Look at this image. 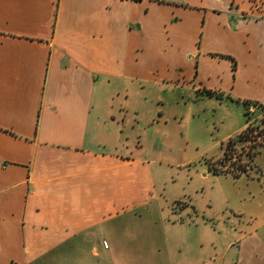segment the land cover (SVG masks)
I'll use <instances>...</instances> for the list:
<instances>
[{"label": "crops", "instance_id": "crops-1", "mask_svg": "<svg viewBox=\"0 0 264 264\" xmlns=\"http://www.w3.org/2000/svg\"><path fill=\"white\" fill-rule=\"evenodd\" d=\"M137 84L256 111L264 0H0V264H227L198 187L161 201L114 140Z\"/></svg>", "mask_w": 264, "mask_h": 264}, {"label": "rangeland", "instance_id": "rangeland-1", "mask_svg": "<svg viewBox=\"0 0 264 264\" xmlns=\"http://www.w3.org/2000/svg\"><path fill=\"white\" fill-rule=\"evenodd\" d=\"M126 94L111 96L119 123L114 140L150 160L156 198L171 199L178 208L177 197L198 187L197 216L210 227H202L203 240L214 237L227 264H264L262 109L246 113L242 105L173 86L137 84ZM240 123L250 128L241 141L235 136L233 145H226L225 135ZM208 165L233 170L215 175ZM239 170L245 171L234 175Z\"/></svg>", "mask_w": 264, "mask_h": 264}, {"label": "trees", "instance_id": "trees-1", "mask_svg": "<svg viewBox=\"0 0 264 264\" xmlns=\"http://www.w3.org/2000/svg\"><path fill=\"white\" fill-rule=\"evenodd\" d=\"M207 93L210 94L209 92H207ZM243 104H244L245 111H246V113H247V104H248V102H244ZM259 108L262 109L261 113L263 112V113H262V114H263V115H262V118L259 120V122H260L261 125H263V127H264V105H260ZM248 124H249V123H248ZM248 124L246 125V127L244 128V130H243L242 132H240V133L237 135V139H238L239 141L242 140L241 138H239L240 135H241V134L244 135L245 131H247V129L250 128V125H248ZM263 138H264V134H263ZM233 143H234V141H233L232 139H229V140L226 142V145H229V144H230L229 146H232ZM223 157L225 158V154H223L222 159H223ZM208 168L212 171L213 174L226 173V172H229V171L233 170L232 168H228V167H221L220 169H216L215 167H213V166H211V165H210V166L208 165ZM244 171H245V170H239V172H235L234 175H237V174H239L240 172H244Z\"/></svg>", "mask_w": 264, "mask_h": 264}, {"label": "built area", "instance_id": "built-area-1", "mask_svg": "<svg viewBox=\"0 0 264 264\" xmlns=\"http://www.w3.org/2000/svg\"><path fill=\"white\" fill-rule=\"evenodd\" d=\"M254 108H255V107H252V109H250L249 106H247V112L254 111Z\"/></svg>", "mask_w": 264, "mask_h": 264}]
</instances>
